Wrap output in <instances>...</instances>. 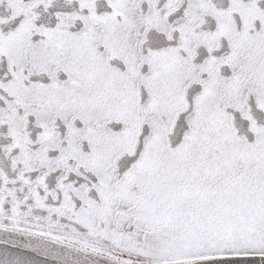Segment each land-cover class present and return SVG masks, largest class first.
I'll return each mask as SVG.
<instances>
[{
    "label": "snow or ice",
    "instance_id": "snow-or-ice-1",
    "mask_svg": "<svg viewBox=\"0 0 264 264\" xmlns=\"http://www.w3.org/2000/svg\"><path fill=\"white\" fill-rule=\"evenodd\" d=\"M0 264H264V0H0Z\"/></svg>",
    "mask_w": 264,
    "mask_h": 264
}]
</instances>
